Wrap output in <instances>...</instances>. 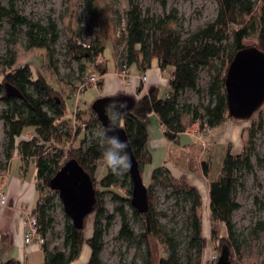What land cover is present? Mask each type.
<instances>
[{
  "label": "trees",
  "instance_id": "16d2710c",
  "mask_svg": "<svg viewBox=\"0 0 264 264\" xmlns=\"http://www.w3.org/2000/svg\"><path fill=\"white\" fill-rule=\"evenodd\" d=\"M163 7L167 0H155ZM218 12L216 18L206 27L188 35L186 39L176 37L173 31L174 17L150 19L142 16L135 5H131L127 13V28L125 37L126 51L117 58L120 71L137 66L145 73L157 61L161 70L171 67L174 72L169 82V93L166 98L159 97L155 89L136 101L135 106L120 115L119 127L129 139L133 152L140 165L141 174L144 166L151 158L147 151L149 139L145 121L151 114H156L165 128V137L172 143H177L181 134L187 132L190 123H199L200 131L208 126L212 130L221 128L227 121L234 120L228 112L225 80L227 70L234 56L245 46L246 40H256V47L264 53V0H217ZM7 20L11 26V35L26 28L28 49L46 50L48 53L59 41V30L53 21L46 25L35 23L22 17L11 0L8 7L0 4V26ZM152 33V34H151ZM160 34V35H159ZM159 35V37H157ZM105 52V49L84 48L76 44L68 45V54L82 64L80 70L86 72L87 63ZM10 53V52H9ZM115 55V54H114ZM10 59L0 58V103L4 109L0 111V121L5 126V144L3 153L0 152V170L8 171L16 151L25 166L35 162L37 170V188L40 200L33 210L37 217L40 233L47 237L55 224L53 213L57 208L58 194L50 189V182L59 170L69 161L76 160L79 165L92 177L98 204L91 216H94L93 234L86 240L87 221L82 231H78L66 216L64 228V250H51L48 244L41 248L45 254V264H74L82 256L85 246L91 257L88 264H103L101 256L104 250V238L110 230L116 216L121 218L119 238L134 240L135 234L131 228V209L133 218L140 220L142 231L139 244L146 247L144 264H183L180 244L174 237L164 232L160 223L162 214L156 209L155 189L161 187L170 190L178 199L190 204L187 217L189 227V242L187 253H195L196 264H202L207 239L204 237L201 209L202 197L197 188L190 186L185 178L175 179L166 169H157L152 175L148 187L149 204L146 211L140 213L132 204L133 184L129 171L120 177L114 176L104 168L105 174L100 181L97 174L102 163V151L99 140L93 130H100L101 124L91 105L90 119L85 122V139L78 141L79 134L73 125L64 121L69 114L67 98L50 83L46 77L35 75L31 65L15 68V59L11 53ZM101 77L108 74L107 67H97ZM208 70L210 81L205 90L199 87L200 73ZM103 82L86 87L100 88ZM8 87L20 92V97H10ZM193 91L199 96L197 105L182 103L186 92ZM205 101L208 103L206 104ZM111 116L110 112H107ZM263 129V121L252 123L242 154L235 155L228 148L219 177L209 183V201L211 213L210 236L218 249L230 248L231 262L236 260L235 249L238 241L235 237L233 214L240 209L235 194L244 172L252 174L254 166L252 158L255 154V139ZM32 131L30 139L17 141ZM79 144L76 146V144ZM259 163L264 162L258 159ZM211 166L204 163L202 172L209 178ZM127 186L129 188H127ZM126 189L125 196L114 190ZM110 193L118 204L114 214H109L103 195ZM226 231L227 237L222 236ZM162 245L165 256L159 257L155 245ZM189 262L191 257H189ZM217 262V261H216ZM215 262V263H216ZM214 263V264H215ZM5 264H18L10 261Z\"/></svg>",
  "mask_w": 264,
  "mask_h": 264
},
{
  "label": "rangeland",
  "instance_id": "374dc122",
  "mask_svg": "<svg viewBox=\"0 0 264 264\" xmlns=\"http://www.w3.org/2000/svg\"><path fill=\"white\" fill-rule=\"evenodd\" d=\"M15 7L22 17L28 20L46 25L53 21L59 30V41L48 53L46 50L28 49L26 40V28L19 30L15 36L11 35V26L4 20L0 26V58L10 59L9 54L15 59V68L22 65H31L35 75H41L52 83L67 98L71 93L77 94L84 83V78L93 71L92 64L87 63L86 72L80 70L81 65L68 54L70 43L84 48L105 49L104 58L109 62V68L114 66V59L123 57L126 46L127 13L131 5H135L142 12V16L150 19H162L166 16L174 17L172 26L176 37L186 39L188 35L206 27L217 16V0H167V6L163 7L155 0H13ZM256 2V0H253ZM11 0H0L2 6L8 7ZM152 34V33H151ZM160 35V34H159ZM157 35V37H159ZM256 40H246V47L256 46ZM10 52V53H9ZM115 54V55H114ZM112 55V56H111ZM107 64V63H106ZM106 64L101 67H106ZM97 72L98 69L96 68ZM99 73V72H98ZM210 81L208 70L200 73L199 87L205 90ZM83 92V91H82ZM100 90L98 87L90 89L82 98L80 105L83 108H90L98 98ZM109 98L104 97V100ZM124 99V98H122ZM200 99L197 93L188 91L184 94L182 103L197 105ZM123 102H127L123 100ZM69 113L74 107L75 97L66 101ZM207 104L208 102L205 101ZM4 105L0 103V111ZM88 109L85 114L78 112L75 126L77 131H82L86 126L85 122L90 119ZM263 121V129L257 134L255 143V154L252 158L254 172L243 173L240 177V184L235 198L240 209L233 214L235 226V237L238 247L235 249L236 260L239 264H264V162L259 163L258 159L264 161V107L254 116L251 123ZM72 125V124H71ZM75 125V124H74ZM73 125V127H74ZM99 131L93 130V133ZM29 132V131H27ZM31 132V131H30ZM30 137V135H29ZM23 136L17 141L27 140ZM96 137V136H95ZM85 139V135L82 140ZM81 140V141H82ZM79 141V140H78ZM5 144V126L0 121V152L3 153ZM79 144L77 143L76 146ZM221 151V152H220ZM224 151L218 150L212 162V179H216L221 170L224 159ZM17 163H14V166ZM103 162L99 165L98 180L105 174ZM127 188H129L127 186ZM125 196L126 189L114 190ZM104 202L109 214H114L118 204L114 202L113 195H103ZM156 209L162 214L160 223L165 233L175 238L180 244L182 263L196 264L195 253H187L189 242V227L187 217L190 211V204L175 197L170 190L158 187L155 189ZM130 215L131 228L134 231V240H123L119 238L121 230V218L116 216L110 230L104 238V250L101 256L103 264H144L146 258L145 245L139 244V235L142 231L140 220L133 218L130 208L127 207ZM203 220L204 237L207 239V248L204 252L202 264L210 262L216 256L221 255L222 249H218L210 236V208L209 202L203 203L200 211ZM55 220L54 228L46 237V244L51 250H64V228L66 214L60 200L57 201V208L53 213ZM94 216L87 221L86 240L93 234ZM227 237L226 231L222 232ZM228 246V245H227ZM87 246L84 247L82 256L74 264H88L91 257ZM159 257L165 256V249L162 245H155ZM189 257L191 261L189 262Z\"/></svg>",
  "mask_w": 264,
  "mask_h": 264
},
{
  "label": "crops",
  "instance_id": "0c3cea01",
  "mask_svg": "<svg viewBox=\"0 0 264 264\" xmlns=\"http://www.w3.org/2000/svg\"><path fill=\"white\" fill-rule=\"evenodd\" d=\"M112 61L114 66L110 69L106 60L108 74L101 77L103 85L99 88L98 98H112L111 93L119 92L120 96L136 102L155 89L159 90L160 98H166L168 95L173 68L169 67L163 71L159 68L158 62L154 61L152 68L145 73L137 66H132L127 71V76L118 69L116 59L112 57ZM144 76L148 78L146 83L142 82ZM88 91L80 96L76 93L71 96L75 97L74 107L64 121L74 125L77 113L85 114L90 109L80 105L81 98ZM185 121L189 124L187 132L179 136L177 143H172L165 137V128L160 118L156 114H151L147 118L145 121L149 135L147 151L151 161L142 170L143 181L149 187L154 171L166 169L177 180L185 178L190 186L198 189L202 203L208 201L210 205L209 183L216 180L221 172L220 170L216 179H212V162L217 149L223 150L226 155L228 148L231 147L233 154H242L252 123L229 120L221 128L213 130L211 135L206 136L200 131L199 123L191 124L188 118ZM30 131L26 136L31 135ZM84 135L86 136V133L82 131L78 140L81 141ZM15 162L17 164L14 166ZM204 163L212 168L209 178L202 172ZM4 191L7 193L8 206L0 212V264L10 261L18 264H45L43 249L25 244L26 214L33 212L41 197L37 188L35 162L31 161L25 166L16 151L7 171Z\"/></svg>",
  "mask_w": 264,
  "mask_h": 264
},
{
  "label": "water",
  "instance_id": "95a60500",
  "mask_svg": "<svg viewBox=\"0 0 264 264\" xmlns=\"http://www.w3.org/2000/svg\"><path fill=\"white\" fill-rule=\"evenodd\" d=\"M225 91L229 115L237 121H251L264 107V53L256 47H248L239 51L233 58L226 74ZM10 97H20L13 87H8ZM124 98V99H122ZM112 98H101L93 104L101 127L107 126L109 115L105 107ZM127 102V110H131L136 102L127 97L119 96V101ZM130 102L132 104H130ZM119 136L129 143L128 155L132 162L129 170L133 184L132 204L140 213L146 211L149 204L148 187L143 181L140 165L133 152L126 132L119 127ZM50 189L58 194L66 216L73 226L82 231L85 220L90 217L97 204L96 190L92 177L79 165L76 160L67 162L50 182ZM216 264H233L230 248H222Z\"/></svg>",
  "mask_w": 264,
  "mask_h": 264
},
{
  "label": "clouds",
  "instance_id": "9594fccd",
  "mask_svg": "<svg viewBox=\"0 0 264 264\" xmlns=\"http://www.w3.org/2000/svg\"><path fill=\"white\" fill-rule=\"evenodd\" d=\"M112 100L105 107L106 112H110L107 126H103L94 135L98 138L102 151L103 165L117 177L125 175L132 167L131 159L128 155L129 143L119 136L120 115L127 110V103L119 101V92L111 93Z\"/></svg>",
  "mask_w": 264,
  "mask_h": 264
},
{
  "label": "built area",
  "instance_id": "2783aa9c",
  "mask_svg": "<svg viewBox=\"0 0 264 264\" xmlns=\"http://www.w3.org/2000/svg\"><path fill=\"white\" fill-rule=\"evenodd\" d=\"M106 64V59L104 56L99 55L95 60L94 63L92 64L93 71H91L86 77L84 78V83L83 85L79 88V91L77 92V95L80 96L83 92V90L86 87H89L91 85H96L100 80L101 76L97 72L96 68L98 66H103ZM128 70H123L122 73L123 75H127ZM148 78L144 76L142 78V82L146 83ZM74 128L75 126L78 125V122L75 120L74 123ZM76 129V128H75ZM212 129H210L208 126L204 127L203 133L206 136H209L212 134ZM7 178V171H1L0 170V212L8 206V200H7V193L4 191V184ZM26 235H25V244L27 246L30 245H35L38 247H42L44 244H46V239L43 237L40 233L39 229V223L37 217L33 214V212L27 213L26 214ZM219 255L214 257L212 261L210 262L211 264H214L216 261L219 259ZM216 264V263H215Z\"/></svg>",
  "mask_w": 264,
  "mask_h": 264
}]
</instances>
